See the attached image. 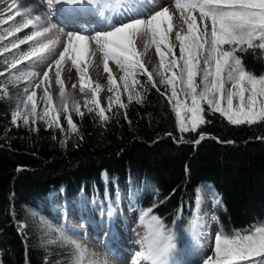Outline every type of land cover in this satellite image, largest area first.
I'll list each match as a JSON object with an SVG mask.
<instances>
[{"label":"trees","instance_id":"1","mask_svg":"<svg viewBox=\"0 0 264 264\" xmlns=\"http://www.w3.org/2000/svg\"><path fill=\"white\" fill-rule=\"evenodd\" d=\"M262 53L249 49L238 55L259 75ZM6 69L0 63V85L11 94L0 91V264H26V259L45 264L46 257L48 264H71V246L42 240L29 214L39 208L50 215L47 195L53 188L67 200L93 187L107 189L112 199L116 188L124 199L131 194L138 210L155 204L152 214L166 228L188 235L197 185L208 181L219 199L212 209L220 228L243 231L264 221V122L232 125L209 112L210 122L181 134L167 97L144 76V86L126 108L111 106L106 119L85 110L72 115L75 130L63 121V131L38 120L17 126L11 121L15 91L4 80ZM201 132L205 138L195 144ZM242 186H253L256 193H245ZM19 222L27 225L21 231Z\"/></svg>","mask_w":264,"mask_h":264},{"label":"snow or ice","instance_id":"2","mask_svg":"<svg viewBox=\"0 0 264 264\" xmlns=\"http://www.w3.org/2000/svg\"><path fill=\"white\" fill-rule=\"evenodd\" d=\"M174 3L187 25L186 34L175 32V39L179 42L178 54L169 43V34L173 31V14L169 12L167 5L160 11L147 14L146 17L144 6L132 0H33L24 6L22 11L17 13L23 17L22 21L14 29L6 30L7 35L12 36L29 26L39 27L41 30L33 31L31 35L0 49V53L18 49L19 45L49 32L56 27L51 23L52 18L65 12L92 6L91 11L100 16H104L106 12L111 14L119 12L121 15L126 14L127 18L103 30L78 29L65 32L61 28L60 34L66 36L63 50L59 51L58 56L48 65L40 80L41 84L49 80V71L53 70L54 65L56 83L61 91L59 107L51 109L52 98L47 90L38 100L34 89L29 91L25 88L23 96L17 97L11 112L12 124L18 126L21 121L25 125L35 124L37 119H41L49 128L56 126L63 131L60 124V113L63 112L69 130L76 129L70 113L72 111L77 115L83 113L79 105L71 107L68 105L64 96L60 66L66 60L71 62L79 74L80 91L84 92L89 81L85 79V73L79 64L84 60L90 43H94L102 54L109 91L115 93L122 85L123 91L128 93V99L131 101L133 96L137 95L136 90L145 84L137 79V75L146 76L147 83L162 96L167 97L181 134L196 132L201 124L210 122L206 119L209 112L219 113L232 125L264 122V74L258 75L246 68L242 57L238 55L249 49L264 51V0H174ZM194 13H198V17ZM8 18L11 20L12 16ZM143 36L150 37V41L144 43L145 48L150 44L156 46L159 64L153 66L152 71L145 67L141 60L142 53L137 50V41ZM2 38L4 37L0 36V39ZM57 43L59 39L50 40L41 47L21 53L10 63L6 61V71L15 68L33 55H41ZM109 60H112L122 73L119 81L113 77ZM3 75L4 72H0V76ZM27 75L32 78L36 74L30 72ZM156 77H159V84L165 87L164 92L160 91ZM14 79L19 80L20 77ZM100 90L99 84L91 87L92 100L86 101L85 107L90 112L97 111L103 120L107 117L105 109L97 100ZM0 91L7 95L3 85H0ZM40 101L44 104L42 112L37 111ZM113 103L120 108H126L120 97L113 95L108 98V111H111ZM204 138L205 134L201 132L199 139L194 143L199 144ZM200 200L201 197L197 195L192 219L185 230L194 243H198L202 236L203 217ZM155 207L154 204L141 212L140 222L147 221V235L137 241L141 247L135 253L133 264H177V234L166 228L161 218L152 214ZM101 212H104L103 207ZM36 215L38 213L33 212V216ZM107 215L111 220L113 215L111 205L107 209ZM40 220L49 232L56 234L58 241L71 246L72 264H83L86 249L77 240L70 239V235L78 236L79 233L66 223L53 226L46 217L40 216ZM26 226L24 222H19L18 231ZM105 247L107 248V244ZM213 252L214 255L207 256L203 264H264V225L233 232H227L221 227L214 237ZM45 264H48L47 257ZM89 264L97 262L90 261ZM103 264L107 262L104 261Z\"/></svg>","mask_w":264,"mask_h":264},{"label":"rangeland","instance_id":"3","mask_svg":"<svg viewBox=\"0 0 264 264\" xmlns=\"http://www.w3.org/2000/svg\"><path fill=\"white\" fill-rule=\"evenodd\" d=\"M5 2H6V5H5ZM16 2L19 3L20 6H24V5H27L29 3H32L33 0H10V2L7 0H0L1 9L3 8V10L6 11V9L9 8V4H10V7H12L14 4H16ZM17 13L18 12L15 11V12L9 13L7 15H2L0 12V36L4 37V38L0 39V49H3L6 46H10L11 43L18 41L19 39H23L25 36L31 34V27H30V29H28V30H26L27 28H24L20 32H15L12 36L7 35L6 30L14 29V27L17 26L23 19V17L18 15ZM9 16H12L11 20H9V18H8ZM179 17H180V19L177 21V24L180 26L179 29H181V26H183V21H182L183 19L181 18L180 14H179ZM4 21H6V22H4ZM184 29H183V31H184ZM70 30L74 31L75 29H70ZM184 33L186 34L187 31H184ZM184 33L181 32V34H184ZM9 38L11 41H8ZM93 46H95V48L98 49L96 45H93ZM173 46H174V48H173L174 52L178 54L179 42L176 41V39H174ZM31 48H34V44L27 41L25 44L19 45L18 49H11L8 52L0 53L1 65L7 66L6 61L9 63L12 62V60L14 58H18L21 53L28 52ZM151 50H152V47H150V46L147 47L141 56L142 62L145 64V67L149 71H152L153 66H156L159 64L158 56H154V53ZM262 52H263L262 54H263V58H264V51H262ZM25 61H26V59L24 61H22L20 64H18L15 68L9 69L5 72L6 77L4 80L15 91V93L12 95L13 100H14V104H16L17 97L23 96V92H24L25 88H28L29 91H32L33 89L38 91V87H37L38 79L36 78L34 80V82H32L31 78L28 77L27 74L30 73L31 71L29 69V66L25 63ZM101 61L103 64L102 55L97 54L96 58L89 63V66L93 69H96V70H102V67H100V69H99V64L101 63ZM36 64H38V63H36ZM37 67H40V66H37ZM80 68L82 71H85L86 66L84 67V70H83L82 66L80 64ZM112 71H113L112 72L113 77L117 81H119V77H120V75H122V73L114 62L112 63ZM14 77H20V79L17 80V79H14ZM142 77H144V75H140V74L137 75V79H139L141 81H142ZM130 79L131 78H129V80ZM156 80L159 81V77H156ZM34 84H35V86H33ZM100 86H101V90H100L99 95L97 96V100H98L100 106L105 109V115L107 114V109L109 108L108 98L110 96L118 95L120 97V100L123 103H125L128 100V93L123 91L122 85H121L120 90L115 92V93L109 91L108 80L103 81L100 84ZM43 90L45 91L46 89H43ZM164 90H165V87H164ZM44 91L41 92V90H40V92H36V96H37L38 100L40 97L43 96ZM86 94L87 93H85V96H88V94L87 95ZM76 95L79 98H81L82 96H84V93L81 94V92H77ZM85 96L83 98H81L80 100L77 99L74 101H70L68 103L69 107H71L72 105H79L81 112L88 110V108L85 107V102L91 101L92 97H90V99L85 100L84 99ZM7 97H9V98L11 97V94L9 92H7ZM114 105H117V104L113 103L111 106H114ZM58 107L59 106H56V107H53L52 109L54 110ZM43 109H44L43 102L42 101L38 102L37 111L42 112ZM70 114H71V116L73 114L77 115L75 111H72ZM37 120L41 121L45 124V122L43 120H41V119H37ZM61 121H63V123L65 125H67V121L64 119V113L63 112L60 113V124H61ZM53 127H56V126H53ZM240 189L245 190V193H249L251 195L256 193V190L253 186H246V187L242 186ZM196 190H198L197 193L195 191L196 199H197V195H199L201 197L200 208H201V216L203 217L202 236L199 239L198 243H194L191 240L189 235H185V234L179 235L178 233H176L177 237H178V239H177L178 253L176 255L177 264H203V260L206 259L207 256L214 255V252H213L214 237H215V234L221 229L217 220H216L214 212L212 210V207L215 204L219 203L218 202L219 199H218L215 191L212 188L207 191V189H205V187L203 186L202 182H200L197 185ZM112 194H113V198L111 199L110 195H109V191L107 189L101 193L98 188L93 187V188H89L87 192H84V191L79 192L75 199L67 200L63 196L61 190L53 188V189H50V191L47 195V200H48V204H49V211L48 212L50 215H46L44 213V211H41V209H39V208L29 212V214L37 222L39 235H40L41 239L44 240L45 242L46 241L47 242H58V243L64 244L63 242L58 241L56 239L55 233H51L47 230L46 226L41 222L40 216L46 217L48 221L52 222L53 226H56L58 224H65V223L67 225L71 226L73 223H75V226L74 227L71 226V227L74 228L77 233L80 232L78 227L80 225H81V227L84 226L83 225V223H84L83 219L88 222V223H84L86 225V227H88V228L89 227L92 228L91 224H94V227H95V224H97L99 229L103 232L101 233V231L100 232L95 231V233L92 236H90L91 238L90 237L87 238L88 237L87 234H86V236H84L83 234L80 235V233L78 236L70 235V238L74 237L75 240H77L78 243H80V245L86 249V254H85L84 259H83V264H89L90 261H96L97 264H103L104 261H106L107 264H130V263H127L126 261H128L129 259L134 260L135 253L140 250V247H141L140 244H138V243H137L138 245L133 244V246H131V247H130V244L127 245L128 249L130 250V253H127L126 256H125V254L119 255L116 253L114 256V252L111 253L113 248L111 249L107 246V248L104 249L103 246H105V242L108 239L114 240L115 238H121V239L123 238V239H126L128 242L129 241L131 242L134 239H137V238H135V234H131V233H133L134 227L137 228V226H136L137 225V223H136L137 218L132 217L133 219H131L127 223L128 225L132 224L131 225L132 227L130 226V229L128 230V231L131 230L130 232H128V233L125 232L124 234L123 233L118 234L115 237H113L112 235H109L111 238L110 237L108 238L105 234L106 233H110V234L113 233L114 227L111 230V232H109L110 231L109 228H107V229H106V227L103 228L105 225L102 221L105 220V217H107L109 219V217L107 215V209H108L109 205H111V207L113 209V215L112 216H115V212L120 213V214H123L124 212L125 213H131V215H135L136 217H138L139 222H140V215H141L142 211L137 210L136 207L134 206L133 198H132L131 194L128 195V197H127L128 199H124V197L122 196L120 191L116 188L113 190ZM211 205H212V207H211ZM195 206H196V202H195ZM195 206H194V210H195ZM101 207H103V209H104L103 213L101 212ZM33 212L38 213V215L33 216ZM81 216H85V217H82V221H79V217H81ZM76 223H78V224H76ZM113 225L116 226V228H118V226H120V224L116 223V222L113 223ZM124 225H126V224H124ZM260 225H264V221L259 222L255 225L251 226V227L260 226ZM140 226H142V227L145 226L147 228V221H145L144 223L140 222ZM249 228L250 227H248L247 229H245L243 231H246ZM86 230H87V228H86ZM91 230H93V228ZM231 232H233V231H231ZM119 235L121 237H119ZM99 238H100V240H99ZM64 245H66V244H64ZM135 247H137V248H135ZM106 250H109V251H106ZM133 253H134V255H133ZM119 257H123V258H119ZM72 260H73V258H72ZM72 260H71V264H72ZM110 260L112 263L110 262Z\"/></svg>","mask_w":264,"mask_h":264},{"label":"bare ground","instance_id":"4","mask_svg":"<svg viewBox=\"0 0 264 264\" xmlns=\"http://www.w3.org/2000/svg\"><path fill=\"white\" fill-rule=\"evenodd\" d=\"M7 1L10 2V0H7ZM17 2L12 7H10V4H9V8L6 11H4L5 13L3 15H7L9 13L17 11V8L20 6V4L17 3ZM132 2L144 6L145 17H146L147 14H150L151 12L160 11L161 8L163 6H165V5L168 6L169 12L173 14L172 15L173 31L169 34V43L171 45H173L176 31H180L182 33H184V31H187V25L184 23L183 20L182 21H183V26L184 27L181 26V29H179L180 26L177 24V21L180 19V17H179L180 13L175 8L174 0H132ZM5 5H6V2H5ZM91 7L92 6H88L86 8L84 16L81 17V21L82 22L81 21L78 22V18H74V17L70 16L68 13H64V15L60 14L59 16H55V17L52 18L51 23L55 24L56 27L52 28L49 32H47L45 34L47 36H51V39L47 38V41L59 39V43L53 45L49 50H46V52L42 55L43 61H42L41 65H40V68H41L42 71H45L48 68V65L50 63H52V61L58 56L59 51L63 50V43L66 40V36H63V35L60 34V29L61 28H63L65 30V32L71 31L70 29H75V30L81 29V30H88V31H92L94 29L95 30H98V29L99 30L100 29L103 30V29H106V28H108V27H110L112 25L119 24L120 22H122L123 20H125L127 18L126 14L125 15H121L119 12L116 13V14H111V13H107L106 12L104 16H100L99 14L91 11ZM41 8H43V5H41ZM2 10H3V8H2ZM194 15H196L198 17V13H194ZM92 21L95 22V26L94 27H93L92 24H90V23H93ZM30 27L31 26H29L26 30L30 29ZM183 29H184V31H183ZM8 41H11L10 38L8 39ZM146 41H150V37L143 36L142 38L138 39V41H137V50L140 53H143L144 50L146 49L144 47V43ZM85 43H87V42H85ZM93 45H95V44L94 43L88 44V51H87V53L85 55L84 60L80 63L83 70H84V67L86 66V69L84 71L85 79L87 81H89V84L85 88L84 92L80 91L79 74L77 73L76 68L71 65V62L66 60V61L62 62L61 66H60L61 80L64 83V96L67 98L68 103L70 101H74V100H77V99L80 100L81 98H83L85 96V93H87L88 96H85L84 99L85 100L86 99H90V97H92L91 96V91H90L91 87H94L96 84L100 85L103 81L108 80L107 79V73H105L104 69H103L102 61L99 64V69H100V67H102V70H96V69H93V68H91L89 66V63L96 58L97 54L98 55H102L100 50L96 49L95 46H93ZM150 47H152L151 51L154 53V56H157V54H156V46L154 44H150ZM162 50H164L163 46H162ZM112 63H113V61L109 60V67L111 69V72H113L112 71ZM80 64H79V67H80ZM73 85H75V87H73ZM44 89H46L48 91L49 95L52 98L51 109L53 107L59 106L60 105V100H61V91H60V86L56 83L55 66L54 65H53V70L49 71V80L44 83ZM77 92H81V94L84 93V96L79 98L76 95ZM99 93H100V91H99ZM99 93L97 94V96L99 95ZM43 94H44V92H43ZM82 217H85V216L79 217V221H82ZM132 217L137 218L136 219L137 228L134 227L133 233H131V234H135V238H137V239H134L133 241H131V242L129 241L128 242L126 239H123V238L122 239L121 238H115L114 240L108 239L105 242V244H107V246L109 248H111V249L113 248L111 253L114 252V256H115V253L119 254V255L120 254L121 255L125 254V256H126L127 253H130V250L128 249L127 245L130 244V247L133 246V244L136 245L137 241H140L145 235H147V228L145 226L144 227L140 226V222L138 220V217H136L135 215H131V213H125V212L123 214L115 212V216H112L111 220H109L107 217H105V220L102 221L104 223V225H105L103 228H105V227H106V229L109 228L110 229L109 232H111V230L114 227V231L110 235L115 237L118 234H122V233L124 234L125 232L128 233V232L131 231V230L130 231H128V230L130 229V226L132 224L128 225L127 223L131 219H133ZM83 221H84V223H88L84 219H83ZM115 222L120 224V226H118V228H116V226L113 225V223H115ZM84 223H83V225H84L83 227H81V225L78 227V229L80 231L79 232L80 235L83 234L84 236H86V234H87V236H88L87 238H89L90 236H92L95 233V231H97V232L101 231L99 229V227L97 226V224H95V227H94V224H91V226L93 228V230H91L92 228L86 227V225ZM76 224H78V223H76ZM124 224H126V225H124ZM71 226L74 227L75 223H73ZM86 228H87L88 231L86 230ZM102 232L103 231H101V233ZM107 237L109 238L110 236L107 235ZM119 237H121V236L119 235ZM99 240H100V238H99ZM103 248L106 249L105 246H103ZM135 248H137V247H135ZM106 251H109V250H106ZM133 255H134V253H133ZM119 258H123V257H119ZM110 262H111V260H110ZM130 264H133V259L131 260Z\"/></svg>","mask_w":264,"mask_h":264}]
</instances>
